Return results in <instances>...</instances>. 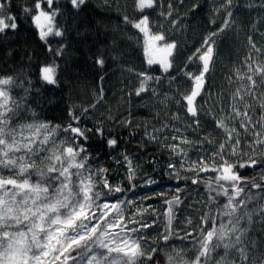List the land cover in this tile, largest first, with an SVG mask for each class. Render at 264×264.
I'll return each mask as SVG.
<instances>
[{
	"label": "trees",
	"instance_id": "1",
	"mask_svg": "<svg viewBox=\"0 0 264 264\" xmlns=\"http://www.w3.org/2000/svg\"><path fill=\"white\" fill-rule=\"evenodd\" d=\"M35 2L10 0L7 11L15 16L18 27L0 34V78L12 77L14 81L8 86L15 102L10 104L15 112L11 125L45 123L64 127L71 123L77 126L72 116L78 117V126L86 130L88 137L80 141L87 150V166L97 173L106 170L104 177L109 185L122 189L108 199L120 197L131 201L125 217L144 210L142 222L151 225L134 234L142 235L141 249L152 256L151 260L141 258L137 264H169L168 256L175 252H180L186 260L194 259L196 248L192 238L179 237L186 232L193 236L199 234L201 217L213 207L208 203L206 181H214L216 173L201 172L197 176L187 170L188 162L199 161L202 153L207 161L216 146L224 141L216 119L227 122L231 95L238 88L243 94L247 87V79L240 80L236 73L247 74L244 61L249 53L264 67V0H233L230 27L216 37L214 66L205 78L204 92L197 98L198 105L204 106L198 117V129L190 126L192 118L186 115L184 101L176 103L180 93L187 94L191 87L190 81L180 73L186 64L187 71L199 70V64L187 63L188 57L209 33L222 26L224 0H159L155 9L145 10L144 14L152 21V33L162 32L166 41L177 45L168 58L173 67L167 73L159 64H147L149 55L155 59L163 55L153 51L163 42L150 41L146 46L144 34L124 22V16L131 19L141 15L135 10V0H85L79 9L73 8L70 0H55L53 7L59 10L56 24L63 35L49 36L47 43L40 39L30 15L21 11L32 8ZM169 5L170 17L167 16ZM161 11L165 16L159 15ZM249 37L260 49L259 53L249 47ZM57 48L62 49L60 55L55 54ZM97 59H103V67L96 63ZM53 63L58 66L57 82L48 84L41 78V69ZM141 72L159 77V83L149 82L155 94L151 90L139 96L135 94L141 80L137 74ZM254 79L259 99L245 98L253 105L249 115L257 120L262 112L259 105L264 103V82L259 75ZM173 115L179 119H172ZM164 124L169 127L160 133L153 131ZM235 126L240 130L239 124ZM98 128L103 130L102 134L97 132ZM149 134L158 138L152 139ZM66 135L61 132L57 140ZM172 136L186 137L193 142L181 145L187 151L183 159L167 147L180 142L172 140ZM205 137L211 144L201 143ZM109 139H115L117 144L109 147ZM250 143V137L244 136L241 130L242 153L254 156L256 166L239 168L238 157H226L229 162L237 163L236 170L244 178L241 186L246 193L253 180L264 185V151L258 148L253 153L248 147ZM182 163L185 167L180 166ZM169 164H174L175 169ZM36 179L32 177L33 181ZM193 179L200 182L193 184ZM177 196L181 203L174 206L169 225L167 202ZM219 202L224 203L225 198L220 197ZM261 204H264V193L249 208ZM169 232L171 235L165 241L163 236ZM246 243L248 264H264V216L253 215ZM223 251L214 253L213 259L223 255ZM71 255L76 256L77 252Z\"/></svg>",
	"mask_w": 264,
	"mask_h": 264
},
{
	"label": "snow or ice",
	"instance_id": "2",
	"mask_svg": "<svg viewBox=\"0 0 264 264\" xmlns=\"http://www.w3.org/2000/svg\"><path fill=\"white\" fill-rule=\"evenodd\" d=\"M54 2L55 0H36L32 8L21 9L30 15L40 39L46 43L49 36L63 35L56 24L59 10L53 7ZM158 2L159 0H135V10L141 15L131 19L124 16L123 19L144 34L146 46H149L150 41L163 42L159 48H153V51L163 55L159 59L149 55L147 64H159L162 71L167 73L173 67L168 58L173 55L177 45L166 41L162 32L152 33V21L144 14L147 9H155ZM232 2L233 0H224L222 8L225 19L222 26L209 33L200 47L188 57L187 63L199 64V70L187 71L186 64L185 70L180 73L190 81L191 87L187 94L180 93L176 103L184 101L186 115L192 118L190 126L197 129L200 123L198 117L204 110L203 105H198L197 98L204 92L206 75L214 66L216 37L230 27ZM84 3L85 0H70L71 6L76 9ZM9 5L10 0H0V34L18 27L15 16L7 11ZM159 15L165 16V13L161 11ZM171 15L172 8L169 5L167 16ZM248 40L252 51L259 53L260 49L256 48L251 37ZM49 51L53 49L49 48ZM54 51L56 55H60L62 49ZM96 63L103 67L104 61L97 59ZM244 64L247 74L240 75L237 71L236 75L240 80L247 79V87L243 94L238 88L231 95L227 122L225 119H216L217 128L224 134V141L216 146L207 161L202 153L199 161L188 162L187 170L195 172L197 176L201 172L216 173L214 181H206L208 203L213 207L201 217L199 234L193 236V233L186 232L183 237H179L185 240L192 238L196 248L195 257L189 261L180 252H175V255L168 256L169 264H248L246 238L249 226L254 214L264 216V204L251 209L249 205L264 193V185L253 180L246 193L241 186L244 178L236 168L237 163L239 168L254 167L258 163L254 156L242 153L241 130L244 136L250 137L248 147L253 153L258 148L264 151V103L259 105L262 109L260 118L253 120L249 115L253 105L245 98L259 99L255 94L257 85L254 76L259 75L264 82V67L252 57L251 52ZM57 67L54 63L44 66L41 78L48 84H56ZM137 75L141 80L135 94L139 96L149 90L155 94V90L150 89L149 82L159 83V77L147 72ZM174 79L175 77L172 78ZM13 82L12 77L0 78V264H69V261L71 264H137L141 258L151 260V254H146L141 249L142 235H134L151 227L142 222L144 210H137L126 218L125 211L131 201L120 197L108 199L122 189L109 185L104 177L106 170L101 169L97 173L87 166V150L80 141L87 140L88 137L86 130L78 126V117L72 116L77 121V126L71 123L64 127L45 123L12 126L11 120L15 112L10 104L15 102L9 95L8 86ZM167 99L165 96V100ZM172 119L179 117L173 115ZM236 124H239L240 130L236 128ZM167 127L169 125L164 124L153 131L160 133ZM174 130L179 132L178 128ZM61 132L68 135L57 140ZM97 132L102 134L103 130L98 128ZM149 135L152 139L158 138ZM171 139L180 142L168 144L167 147L182 159L186 157L187 151L181 145L193 142L186 137L172 136ZM201 143L211 144V141L205 137ZM116 144L115 139L108 140L109 147ZM41 153L45 155L41 156ZM232 156L238 157L237 163H231L226 158ZM168 166L175 169L174 164ZM180 166L185 167V164ZM33 176L37 177L35 181L32 180ZM199 182L198 179L192 180L193 184ZM251 189L257 191L253 192ZM220 197L225 198L224 203L219 202ZM167 203L171 225L173 208L181 201L177 196ZM170 235L171 232L164 235L163 239L167 241ZM219 249L224 250L223 255L213 259V254ZM72 252H77V255H71Z\"/></svg>",
	"mask_w": 264,
	"mask_h": 264
},
{
	"label": "water",
	"instance_id": "3",
	"mask_svg": "<svg viewBox=\"0 0 264 264\" xmlns=\"http://www.w3.org/2000/svg\"><path fill=\"white\" fill-rule=\"evenodd\" d=\"M209 73H210V72H209ZM209 73H208V74H209ZM208 74H207V75H208ZM207 75H206V77H207ZM152 186H153V185H151V187H152ZM149 187H150V186H149Z\"/></svg>",
	"mask_w": 264,
	"mask_h": 264
},
{
	"label": "rangeland",
	"instance_id": "4",
	"mask_svg": "<svg viewBox=\"0 0 264 264\" xmlns=\"http://www.w3.org/2000/svg\"><path fill=\"white\" fill-rule=\"evenodd\" d=\"M126 214V213H125Z\"/></svg>",
	"mask_w": 264,
	"mask_h": 264
}]
</instances>
